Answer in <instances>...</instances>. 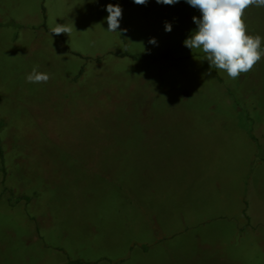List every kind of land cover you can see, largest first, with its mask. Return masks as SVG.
<instances>
[{"label":"rangeland","instance_id":"1","mask_svg":"<svg viewBox=\"0 0 264 264\" xmlns=\"http://www.w3.org/2000/svg\"><path fill=\"white\" fill-rule=\"evenodd\" d=\"M200 15L0 0V264H264V57L210 69L183 44ZM243 19L264 38V7ZM36 65L47 83L26 82Z\"/></svg>","mask_w":264,"mask_h":264},{"label":"clouds","instance_id":"2","mask_svg":"<svg viewBox=\"0 0 264 264\" xmlns=\"http://www.w3.org/2000/svg\"><path fill=\"white\" fill-rule=\"evenodd\" d=\"M136 4H145L147 0H133ZM157 3L171 5L179 0H156ZM197 8L200 17H192L197 29L183 41L184 46L191 51L201 50L209 67L223 71L229 79L235 80L241 74L253 70L255 65L264 57V47L259 34H248L247 25L243 19L249 7H264V0H186ZM108 13L107 31L117 32L122 18V9L118 4H107ZM73 24L57 23L50 33L59 36L71 35ZM165 31H171V25L165 23ZM52 37V35H51ZM150 44H156L155 38L149 39ZM38 65L33 66L26 74L28 83H47L50 79L48 73L39 72Z\"/></svg>","mask_w":264,"mask_h":264},{"label":"trees","instance_id":"3","mask_svg":"<svg viewBox=\"0 0 264 264\" xmlns=\"http://www.w3.org/2000/svg\"><path fill=\"white\" fill-rule=\"evenodd\" d=\"M121 19H120V27L117 29L119 30L120 32V35L121 37H123V33L121 31ZM130 57H132L133 59H136V60H144V59H147L149 58V56L147 55H139V54H133V55H129ZM96 61H100V57H97L96 58ZM83 71V69L80 70V73ZM218 80H220L218 78ZM248 118V116H246ZM249 119V118H248ZM3 126V122L0 121V128ZM252 128H249L247 130L248 132V136L254 141V142H257L256 140V137L253 135L252 133ZM264 150H262L260 148V146L258 145V148H257V154H256V157H258L260 160H264ZM0 171L2 172V175L4 176L5 175V166H4V158H3V149H2V146H1V139H0ZM244 214H245V210H244ZM70 264H82L81 260L77 259V260H73L70 262Z\"/></svg>","mask_w":264,"mask_h":264}]
</instances>
